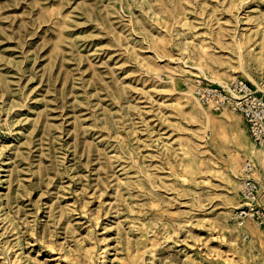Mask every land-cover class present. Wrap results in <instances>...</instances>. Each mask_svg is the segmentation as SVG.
<instances>
[{
  "label": "rangeland",
  "instance_id": "374dc122",
  "mask_svg": "<svg viewBox=\"0 0 264 264\" xmlns=\"http://www.w3.org/2000/svg\"><path fill=\"white\" fill-rule=\"evenodd\" d=\"M195 76L264 94V0H0V264H264V147Z\"/></svg>",
  "mask_w": 264,
  "mask_h": 264
},
{
  "label": "built area",
  "instance_id": "2783aa9c",
  "mask_svg": "<svg viewBox=\"0 0 264 264\" xmlns=\"http://www.w3.org/2000/svg\"><path fill=\"white\" fill-rule=\"evenodd\" d=\"M192 85L197 99L202 104L241 113L254 142L264 147V94L251 81L237 76L224 85L202 76H195ZM244 173L242 196L245 204L237 209V218L239 222L247 218L256 219L257 223L262 225L264 209L258 202L263 187L255 176V164L247 163Z\"/></svg>",
  "mask_w": 264,
  "mask_h": 264
},
{
  "label": "bare ground",
  "instance_id": "6f19581e",
  "mask_svg": "<svg viewBox=\"0 0 264 264\" xmlns=\"http://www.w3.org/2000/svg\"><path fill=\"white\" fill-rule=\"evenodd\" d=\"M197 68H198V71L199 72H201L202 74H204V75H206V76H208V74H207V72L205 71V69L203 68V66H200V65H198L197 66ZM196 72V71H195ZM247 73V72H246ZM249 78H250V80H252L259 88H261L262 87V85H261V82L259 83V81H256V80H254L250 75H248V74H246ZM213 79H215V80H218L219 82H221L222 84H226L225 83V81L224 80H222V79H219L218 77H212ZM263 88V87H262ZM191 92H192V90H191ZM192 98L194 99V101H195V103H196V105L198 106V107H200V108H202L203 110H204V112L205 113H207V115L209 116V117H211L210 116V113L208 112V110H207V108L208 107H206V106H204V104H202L200 101H198L197 100V98L195 97V95H194V93L192 92ZM208 106H212V105H208ZM213 107V106H212ZM201 109V110H202ZM216 109V108H215ZM202 110V111H203ZM208 117V118H209ZM245 135V134H244ZM248 140V139H247ZM251 144V143H250ZM248 145V144H247ZM251 146V145H250ZM250 148V147H249ZM254 153V152H253ZM251 155H252V153H251ZM263 158V157H262ZM236 164V163H235ZM238 164V163H237ZM244 228L245 229H247L248 231H251V232H253V233H257L258 231H257V228L255 227V225L254 224H252L251 222H247V223H245V225H244Z\"/></svg>",
  "mask_w": 264,
  "mask_h": 264
}]
</instances>
